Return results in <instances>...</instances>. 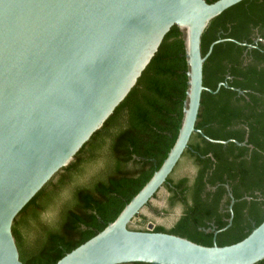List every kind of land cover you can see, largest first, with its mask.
Wrapping results in <instances>:
<instances>
[{"label":"water","instance_id":"1","mask_svg":"<svg viewBox=\"0 0 264 264\" xmlns=\"http://www.w3.org/2000/svg\"><path fill=\"white\" fill-rule=\"evenodd\" d=\"M243 1L0 0V264H23L13 234L16 219L102 129L173 27L182 34L188 67L177 140L116 220L56 264L264 261V222L225 247L156 233L152 223L145 231L134 228L193 134L203 135L196 129L202 93L219 90L203 86V67L223 40L203 56L202 37L215 18Z\"/></svg>","mask_w":264,"mask_h":264},{"label":"trees","instance_id":"2","mask_svg":"<svg viewBox=\"0 0 264 264\" xmlns=\"http://www.w3.org/2000/svg\"><path fill=\"white\" fill-rule=\"evenodd\" d=\"M255 31L264 40V0L230 8L203 34V56L223 40L203 67V86L219 90L202 93L196 129L205 137L193 134L163 187L166 208L148 205L156 214H180L153 232L225 247L264 222V44L254 43ZM187 71L184 40L173 27L102 129L16 219L23 264H56L113 223L149 182L177 140ZM137 220L143 227L148 219Z\"/></svg>","mask_w":264,"mask_h":264},{"label":"rangeland","instance_id":"3","mask_svg":"<svg viewBox=\"0 0 264 264\" xmlns=\"http://www.w3.org/2000/svg\"><path fill=\"white\" fill-rule=\"evenodd\" d=\"M183 170H184V168H183ZM165 197H166V192H165V190L162 189L158 193L157 198L153 202H151V204L153 205V207L161 209V211H162V209L166 208ZM179 214H180L179 209H176L170 215H164V214L155 215L152 212H150L148 209H146L143 213V216H147L148 220L145 222V225L143 226V228L146 229L147 225L149 223H152L154 226L163 225L166 227H170L174 223V221L177 219ZM134 226H135L134 228H140L141 227V226H139L138 220Z\"/></svg>","mask_w":264,"mask_h":264},{"label":"flooded vegetation","instance_id":"4","mask_svg":"<svg viewBox=\"0 0 264 264\" xmlns=\"http://www.w3.org/2000/svg\"><path fill=\"white\" fill-rule=\"evenodd\" d=\"M253 40H254V43H255V44H257L258 42H262V43L264 44V40L261 39L260 35H259L256 31H255L254 34H253ZM238 94H239L240 96H242L244 93H243L242 91H239V90H238ZM191 173H192V172H191ZM151 207H153L152 204H151ZM146 209H148V210H149L150 212H152L153 214L158 215V214H156L152 209H150V207H147ZM158 211H161V209H158ZM159 214L162 215L161 212H160ZM145 217H147V216H145ZM136 229H144V228L141 227V228H136Z\"/></svg>","mask_w":264,"mask_h":264}]
</instances>
